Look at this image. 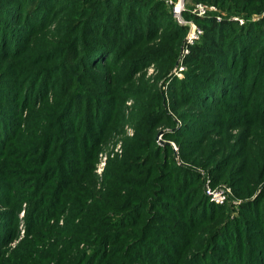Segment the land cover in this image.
I'll return each mask as SVG.
<instances>
[{
  "label": "rangeland",
  "instance_id": "1",
  "mask_svg": "<svg viewBox=\"0 0 264 264\" xmlns=\"http://www.w3.org/2000/svg\"><path fill=\"white\" fill-rule=\"evenodd\" d=\"M49 1L53 14L48 24L41 32L29 36L24 41V49H19V54L15 53L19 50H11L10 44L8 45L10 47L7 46L8 42L14 43L12 39L1 44L8 47L5 49L4 57H9L13 53L16 54V57L11 60L8 58L0 60V81H5L4 79L7 78L4 76H8L20 82L21 85L26 82V86H32L37 81H39L38 85H46L52 77L51 80L53 84L55 82L56 86L50 90L49 98H46L39 105L36 104L33 109L24 112L22 116L16 117L19 118L18 120L22 119L19 123L20 135L14 148L12 146L8 149V153L0 157V164L3 160H9L12 164L9 167L10 171H6L7 175L0 176V179L6 180L11 187V196L7 197L8 204L18 207L21 196L25 195L38 211H43L47 205L54 206V213L51 215L54 217L46 224L47 219H43L44 214H39L36 219L41 220V223L46 225L41 230L27 234L23 228V222L26 218L24 210L26 208L28 211L29 207H26L27 203H23L22 210L17 215L18 218L16 217L19 220V234L13 238L11 243L0 248V252L4 254L3 259L10 260L9 264H73L79 254L87 249L88 256L91 255V250L96 245L90 246L84 242L91 240L89 239L91 237H88L89 233L92 236V231L99 227L97 222H102V220L96 219L94 215L104 202L102 199L107 195L111 196L113 191L118 193L116 197L123 196L122 190H127V193L131 191L130 195H133L134 191L131 186L135 184L138 187L144 185L143 187L149 190L151 181L146 175L149 173L150 164H155L153 161L158 160L160 164L165 163L167 166L175 161V164L184 169L185 172L189 170L192 173V175L190 173L179 180V174L172 171L174 169L165 167L161 170L160 177H168L167 180L164 179L166 182L162 180L165 188L175 186V183L179 182L178 187L167 192L170 194L169 196H176L179 200L167 199L170 205L169 212H172L173 216L164 212L165 216L161 217L159 223L163 224L164 222L165 224L166 221L188 222V217L179 215V208L184 202L181 200H185L186 197L189 198L188 202L200 205L194 211L190 210L186 213L191 212L196 216L197 210L203 212L197 215L193 230L182 232L180 239L182 243L185 242L183 258L192 254L200 255L198 259L205 264H211V262L216 264L218 260L226 258L236 261L238 257L235 253L237 252L236 247H238V255L242 252L244 258L242 264H252L255 258L252 257L249 261L246 257L250 256L251 253L255 257H259L263 252V248L256 247L254 249V247L261 237L260 233H264V122L252 115L249 119L247 114L253 109L245 112L241 108L235 112L236 118L250 122L246 127L243 125L235 127L226 124L224 121L225 114L220 113L216 108L209 112L194 108L195 104L202 107L216 90H210L209 84L207 90L210 93L204 95L200 93V90L206 89V85L203 87L197 85L198 82L203 81V75L225 79L228 77L229 70L226 69L227 62L225 61L221 62L220 66L218 63L212 64V67L191 62L190 47L201 39L204 31L202 25L198 24L196 20L209 19L207 15L192 16L186 8L189 7L191 10L196 4L213 6L216 8L212 12V14H216L214 20L219 22L221 17L230 18V23H237L233 24L235 28L242 27L247 22V26H250L251 29L259 27V32L260 29L264 30V23H262L264 21V9H262L264 0H186L185 11L182 12L181 19L177 20L173 15L176 24L184 29L176 30L173 33L167 31L159 39L150 36V38L132 42L127 44V48L123 51V47L113 51L114 45L110 40L101 36L96 37L100 40V44L95 50L101 52H96L94 55L85 54L90 56V62L94 65H84L82 70L76 67L71 77L67 72L71 70V61L75 63L80 52H77L72 59L69 54L70 44H81L75 40L84 29L89 32H110L111 27L105 25L103 20L96 19H89L88 23L83 25L85 17L83 20L81 18L89 6L75 5L76 0ZM172 1L176 3V0ZM153 7L160 10L162 21H171V24L172 22L175 24L170 17V13L173 14L172 6L166 4L164 0H156L150 3V8ZM18 12V10H14L10 14L13 19L18 20ZM23 16L26 17V15ZM188 16L195 18L192 20L187 18ZM118 18L116 23L110 21L109 24L120 29L125 20L124 17L118 16ZM76 20L81 21L77 22ZM39 22V20L36 21L33 27L39 26ZM132 22L135 27V23L140 21L138 19ZM193 26L199 28L202 35L193 45H189L187 40ZM16 30L19 31L20 29ZM27 32L28 30L21 38L18 37L14 46L18 45L20 40L28 34ZM171 34L173 35L171 36ZM250 34L249 39H241L240 37L237 40L232 35L226 34V40L229 41L227 43H234L241 39L238 44L239 49L244 44L246 46L247 43L252 42L253 46H244L243 51H247L248 56L252 57L248 61L249 66H253L252 64L260 58V48L258 45L255 48V40L252 38L254 33L251 31ZM67 43V48H64ZM261 52L264 53V49H261ZM142 56L145 57L140 59ZM137 59L140 60L135 62ZM254 72V70H250L247 74L252 76ZM58 77L70 81L68 84L63 82L60 85V83L58 84L60 81H55ZM229 81H235V79L231 76ZM90 82L99 85L101 97L98 99L103 103L100 107L106 106L110 110L109 120L104 126L101 137L98 138V145L93 151L92 158L88 163L79 162L80 165L72 166V168H76V173L67 179L68 182L61 189L62 191L51 198L50 194L55 190L54 186L57 182V173L52 174V178L49 177L46 180H42L41 175L45 172V166L54 163L44 165L42 161L37 160V157L41 158V154L33 153V149H24V147L33 142L36 136L43 131L42 126L45 127L47 122L44 120L45 114L52 115L53 112L56 114L60 102L68 99L82 87L86 88ZM242 84L243 81L239 82L235 88L240 89ZM65 85H68L66 89H64ZM255 97L254 94L253 98ZM253 100L250 103V108H253L254 104L256 106L257 102L255 99ZM181 101L187 105H183L180 103ZM107 102L109 104H106ZM160 103L163 105L161 108L159 107ZM163 110L167 111L168 114L174 112L170 122L165 121V117L162 121ZM89 112L92 115V109ZM216 112H218V117L213 115ZM36 113H40L36 118L27 117ZM151 121L153 122L151 123ZM183 123L188 126L183 125ZM173 124L174 126H172ZM182 126L187 128L186 132L191 131L189 136H180L184 133L183 130H180ZM50 130L51 128L45 129L46 132H50ZM93 132L95 133L94 130ZM177 136L182 138V145ZM224 140L227 142L226 147L221 150V147L217 146ZM199 143H202V148L207 146L210 148L207 149L205 155L198 157L201 159L199 162H194L193 145ZM255 144L260 145L262 155L258 161L256 157L254 158L256 163L251 159H244L243 152L239 148L242 145L247 150V146L250 145V149H255ZM15 149L20 151L15 153L13 152ZM145 152H149L150 158L138 165L140 168H137L136 165H130L128 169H124L128 164V157H135L137 154L140 155ZM48 155L52 156L50 153ZM218 162H220V167ZM118 166H121L122 172L127 170L129 174L124 175L122 173L120 177H115V168ZM167 170L170 171L167 172ZM245 175H249L251 178V181L247 178L246 185L244 184L246 182ZM144 178L146 179L143 181ZM34 180H37V183H33ZM49 180L51 181L48 182ZM183 180L184 182L189 180L190 183L177 195ZM171 181H173V185H170ZM116 183L119 188L113 189ZM127 183L130 184L129 187ZM152 183L154 182L152 181ZM236 193L242 197H248V200L251 201L263 199L260 205L255 202L252 207L251 211L254 212L255 216L252 213L239 216V208L244 205V202L237 197ZM213 194L220 195L219 202L212 200ZM135 196L132 197V200L136 201L137 197H141V195ZM196 197L197 199H195ZM107 202L110 203L111 201ZM147 202H150L149 197L144 200L145 204ZM119 204L116 203L115 205ZM226 208L229 210L228 213H226ZM0 211L3 213L0 218L9 213L6 209H0ZM118 211H111L109 214H117ZM237 216L240 217V220L236 219ZM149 217L144 215L140 222L121 230L99 228L100 231L111 232L112 235V239L108 241V246L105 247L107 256H123L124 251L117 249L125 243V241L121 242V236L133 229L137 230ZM110 218L113 220V217ZM236 220L238 223H234ZM90 222L92 224H89ZM93 222L95 223L93 224ZM220 224L221 226L224 225L220 228ZM4 226V224H0V231ZM192 226L194 227V224ZM171 228L173 226L167 227V230H171ZM167 230H165L166 233L164 231L160 233V236L164 237H162V242L171 240L166 235ZM115 232L121 233V236ZM215 235L216 237H214ZM200 244V248L197 249L195 245ZM210 246L211 250H209ZM17 247L19 248L16 249ZM103 258L100 261H98L100 258H97L94 264L97 262V264L105 263Z\"/></svg>",
  "mask_w": 264,
  "mask_h": 264
},
{
  "label": "trees",
  "instance_id": "2",
  "mask_svg": "<svg viewBox=\"0 0 264 264\" xmlns=\"http://www.w3.org/2000/svg\"><path fill=\"white\" fill-rule=\"evenodd\" d=\"M76 1L77 3H75V5L81 4L84 6H89V8H87V11L85 12V15L81 18V20H83L85 17L83 25H85V23H88L89 19H96L99 21L103 20L105 22V25H109L111 27V31L89 32L87 29H84V31L79 34L80 36L75 41L81 44H70L69 54L72 59L77 54V52L80 53L76 58L75 63L70 60L71 70L67 72L69 77L72 76V73H74L76 67H79V69L82 70V67L84 65H94L90 62V56L87 55H89V53L90 55H94L96 52H101L95 50L100 44V40L96 39V37L101 36L110 40L114 45V47L112 48L113 51L117 48L122 47L123 51L127 48L126 45L131 44L132 42L144 40L146 38H150V36H154V38L159 39L160 37L164 36L167 31L173 33L176 30L179 31L181 29H184L183 27L176 24V20L173 18L172 13H170V17L176 25L173 22L171 24V21L164 22L160 19V10L155 7L150 8V3L156 0ZM50 7L51 2L49 0H0V60H3L4 58H8L10 60L14 59L16 57L15 53L19 54L20 50L22 48L24 49V41L29 36L31 37V35L41 32V30L48 24L49 19L53 14L51 12L52 8ZM186 9L188 11L190 10L189 7ZM262 9H264V7ZM14 10L19 11L17 15L18 20L13 19L10 15ZM100 13L103 15H101ZM23 15H26V17ZM118 16L124 17L125 20V23L122 24L123 26L120 29L114 28L109 24L110 21H114L116 23L119 19ZM215 16L216 14L211 13L207 15L209 20H196V22L198 21V24L202 25L204 31L201 39L192 47H190V59H192V63L208 67H212V64L216 63H218V65L220 66V63L225 61L227 62L226 69L229 70L227 74L228 77L222 79L217 76L203 75L204 79L202 82H198L197 80V85L199 87H203L206 85V89L200 90V93L202 95L210 93L207 90L209 84L210 90H216L215 93H213L212 96L209 97L206 103L202 106L203 108L200 107L201 105L197 104H195L194 108L205 110L206 112L212 111L213 108H216L217 111L219 110L220 113L225 114V123L235 127L241 125L246 127L250 123L248 120H241L234 116V113L238 112V110L241 108L245 110V112L246 110L253 109L247 114L249 115V119L252 115L258 117L260 121L264 122V53L261 52V49H264V30L260 29L258 32L259 27H257L256 29H251L250 26H247V22L244 26H238L235 28L233 24L237 23H230V18L227 19L221 17V20L218 22L214 20ZM187 18L194 20L195 17L188 16ZM138 19L140 22L135 23L134 27L132 25V21ZM38 20L40 21V25L37 27H33ZM81 20L76 21L78 22ZM262 23H264V21ZM142 27L144 28V30ZM16 29L20 30L17 31ZM27 30L28 34L20 40L18 45L14 46L18 37L21 38ZM251 31L254 33V37L252 38H254L255 40V48L257 45L260 48V50L257 48L260 53V58L256 63L252 64L253 66H249L248 61L252 57L248 56L247 51H243V47L245 46V44L241 46L240 49L238 48V44L242 38L249 39V36L251 37ZM226 34L232 35L236 40L240 37L241 39L238 42L227 43L229 41L226 40ZM243 34L247 36H244ZM172 35L173 34H171V36ZM10 39H12L14 43L12 44L11 42H8L7 46L10 44V46L12 47L11 50H20L11 54L9 57H4L3 55L6 53L5 49L10 46L7 47L6 45L1 44H3V42L5 44V42ZM67 45L68 43L64 46V48H67ZM251 45L253 46V43L249 42L245 47ZM143 57L145 56H142V58L140 59H143ZM140 59L135 60V62L139 61ZM250 70L255 71L252 76L247 74ZM231 76L235 79V81H229L231 79ZM4 77L7 78L4 79L6 82L0 81V157L5 153H8V149H10L12 146L14 148L15 143L18 141L17 138L20 135L19 123L22 119L18 120L19 118L16 117H19L20 115L22 116L24 112L28 111L29 109H33L36 104L39 105L44 100H46V98H49L50 90L54 89V87L56 86L55 82L53 84L51 80L52 77L50 78L49 82L46 83V85H38L39 81H37L32 86H26V82L25 84L21 85L20 82L11 77ZM55 81H60L58 82V84L60 83L61 85V83L63 82H66V84H68L70 80L58 77ZM242 81V87L240 89H236L235 85ZM67 87L68 85H65L64 89H66ZM99 90L100 88L98 84L90 82L89 86H87L86 88L82 87V89L75 91L68 99L60 102L57 106L56 114L54 112L51 113L52 115L45 114L46 116L44 120H46L47 122L45 123V127L42 126L43 131L36 136V139L33 142H30L28 146L24 147V149H33V153L36 152V154H41V158L37 157V160L42 161L44 165L51 162L54 163L45 166V172L43 175H41V179L46 180L49 177L52 178V174L57 173V182L54 186L55 190L52 194H50L51 198L55 197L56 193H60L62 191L61 189L67 184V179L69 177H73L76 173V168H72V166L80 165L79 162L88 163L90 158H92L94 154L93 151L96 150V146L98 145V138L101 137L104 126L110 117V110L107 109L106 106H104L103 108L100 107L103 103L98 99L99 97H101V92ZM242 91H244V93H242ZM254 94L256 95L255 98H253ZM253 99H255V102L257 103L256 106L254 104L253 108H250V103L254 101ZM178 101H180V99H178ZM180 103H182L183 105H187L184 101H181ZM106 104L109 103L107 102ZM106 104L104 103V105ZM212 104L213 106H211ZM159 107H163L162 103H160ZM90 109H92L93 111L92 115H90ZM173 113H169V115L167 111H164L162 113V121L164 117L165 121H169L172 117L171 115H174ZM39 115L40 113H36L27 117L36 118ZM213 115L218 117V112ZM152 122L153 121H151V123ZM29 125H32V123H29ZM183 125L188 126L185 123H183ZM172 126H174V124ZM46 128H51L50 132H46ZM186 129L187 128L183 126L182 128H180V130L184 131V133L180 136L190 135L191 131L186 132ZM93 130L96 134L93 132ZM96 135L97 137H95ZM178 140L181 141L180 144L182 145V138H178ZM226 143V140H224L222 143H219L217 147H221L222 150L226 147ZM54 144L56 146H53ZM193 146L194 150L192 153H194L195 156L194 162H199L201 159H199L198 157L205 155L207 153V149L210 148V146L202 148V143L195 144ZM247 147V150H245V147H242V145L241 147H239L241 152H243L242 155L244 159H251L254 161V163H256V161L254 160L255 157L257 161L261 159L260 157H262V155L259 144H255V149H250V145H248ZM143 150L146 151L145 149ZM19 151V149H15L13 152L18 153ZM48 153H50L53 157L49 156ZM149 158V152H145L144 154L140 155L137 154L135 157H128V164L126 168L124 167V169H128L130 165H136L137 168H140V166L138 165H140L143 161H148ZM153 162H155V164H150L151 166L149 168V173L146 175L149 176L148 179L151 181V187L149 190H146L143 187L144 185L138 187L135 184L131 186L134 191L133 195H130L131 191L127 193V190H122L123 196L116 197V194L118 193H115V191H113L111 196L107 195L102 199L104 202L101 204L99 209L96 210L97 213L94 214L96 219L98 218L102 220V222H97L99 223V227H96L95 230L92 231V236L91 233H89L88 237H91L89 238L91 240H86L84 242L89 244L90 246H96L91 250L92 252L89 256L87 254L88 249L80 253L73 264H94L97 258H100L98 260L100 261L103 257L105 263L101 262V264H205L198 259L200 255L195 256V254H192L189 257L183 258V248L185 242L182 243V240L180 239L183 231L187 232L195 228L196 222L194 221L196 220L197 215L203 213L202 211L197 210L195 216L191 212L186 213V211H194L195 208H198L197 206H200L199 204L195 205V203L193 202H188L189 198L186 197L185 200H181L184 202H182V207L179 208V215H181V217H188V222L166 221L165 224L164 222L163 224L159 223V220L164 215V212L168 213L169 216H173L172 212H169L168 208L170 205L167 201L169 199H176V201L179 200L178 198H176V196L171 197L169 196L170 194L167 193L168 191L170 192V190H174L175 187H178L179 182H176L175 186H168L167 188H165L162 182L164 181V179L167 180L168 177L162 176L161 178V170H163L165 167H168V169H174L172 171H176L179 174V180H182L191 172L189 170L185 172L184 169L175 164V161H172L168 166L165 163L160 164L158 160H154ZM217 164H219L220 167V162H218ZM10 166H12V164L9 162V160H3L0 164V176L7 175L6 171H10ZM115 170V177L117 178L118 176L120 177L122 173L124 175L129 174L127 170L122 172L121 166H118L117 168H115ZM169 171L170 170H167V172ZM154 175H156L155 178ZM247 178L249 181H251L250 176L245 175V185L247 184ZM145 179L146 178H144L143 181ZM50 181L51 180H49L48 182ZM152 181L154 183H152ZM33 183H37V180H34ZM189 183V180L185 182L183 180L180 188L178 189L177 195L182 192L184 190V187H186V185H188ZM127 185L128 187L130 186V184L128 183ZM170 185H173V181L170 182ZM10 188L11 187L6 180L0 179V209H6L9 212L2 216V218H0V224L5 225L4 228L0 231V248H3L5 245L11 243L13 238L18 236L19 220L17 219V215H19L20 210H22L23 203H27L26 207H29L28 211L26 210V208L24 210V215H26V218L23 222V228H25L27 234H31L33 232H36L37 230H41L42 227L54 217L51 216L54 213V206L47 205V207L44 208L43 211H38L25 195L21 196L18 207L17 205L12 206L11 204H8L7 197L11 196ZM114 188H119V185L116 183L113 189ZM134 194L136 196L141 195V197H137L136 201L132 200V197L135 196ZM236 194L237 197H239V199H242L244 202V205L239 208V216H244V214L246 215L248 213H252V215L255 216V214H253L254 212L251 211L252 207L255 202L260 205L263 202V199L251 201L248 200V197H242L241 195H239V193ZM146 197H149L150 200V202H147L148 205L144 203ZM195 199H197V197ZM107 201L111 202L108 203ZM116 203L120 204L115 205ZM116 207L121 209H117ZM111 211L118 212L117 214L110 215L109 213ZM228 211V208H226V213H228ZM118 213L121 214L119 215ZM2 214L3 213L0 211V216ZM39 214H44L43 219H47L46 224H42L41 220L36 219V216H38ZM144 215H148L150 217L145 220V222L137 230L133 229L131 230V232H126L124 236H121V233L119 232H115L118 236L122 237V243L123 241H125L123 246L117 248L124 251L123 256H107L105 247L108 246V241L112 239V235L111 232H102L99 228H112L121 230L126 227H131V225L134 223L140 222L141 218H143ZM239 216H237V220H240ZM110 217H113V220H111ZM237 220L236 222L234 221V223H238ZM9 222H11V224H8ZM94 223L95 222H93V224ZM15 224L16 226H14ZM89 224H92V222H90ZM193 224L194 227L192 226ZM171 226H173V228H171V230H167V227L169 228ZM222 226L220 224V228ZM226 226L227 224L225 225V227ZM165 230H167L166 235L171 240L162 242V239L164 237L160 236V233L161 231H164L166 233ZM260 235L261 237L258 239V242H256L254 249H256V247L259 249L263 248V252H261V255L259 257H255L252 253L250 254V256L246 257V259L249 261L252 257L255 258L253 259L252 264H264V233H260ZM214 237H216V235ZM200 246L201 244L195 245L197 249L200 248ZM18 248L19 247H17L16 249ZM240 248L242 249L241 246ZM236 249L237 252L235 253V255L238 257L236 261H232L230 258H226L224 260H218V263L216 264H242L244 260L242 252L238 255V247H236ZM209 250H211V246ZM229 254H232V252H229ZM3 257L4 254L0 252V264H9L11 262L10 260H4Z\"/></svg>",
  "mask_w": 264,
  "mask_h": 264
},
{
  "label": "built area",
  "instance_id": "3",
  "mask_svg": "<svg viewBox=\"0 0 264 264\" xmlns=\"http://www.w3.org/2000/svg\"><path fill=\"white\" fill-rule=\"evenodd\" d=\"M166 4L169 6H172L173 15L174 17L179 20L181 19V14L183 11H185L184 4L186 0H176V3H173L172 0H164ZM216 10L213 6H208L205 4H196L189 12L192 16H206L208 14H211ZM219 19V17H218ZM202 35V31L197 28L196 26H193L189 35V38L187 40L189 45H193L194 42L199 40L200 36ZM220 195L219 194H213L212 200L219 202Z\"/></svg>",
  "mask_w": 264,
  "mask_h": 264
}]
</instances>
